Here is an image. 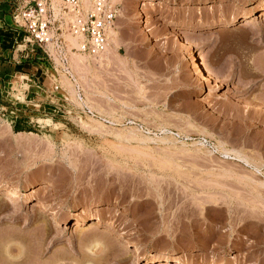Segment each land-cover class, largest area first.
<instances>
[{
    "label": "rangeland",
    "instance_id": "rangeland-1",
    "mask_svg": "<svg viewBox=\"0 0 264 264\" xmlns=\"http://www.w3.org/2000/svg\"><path fill=\"white\" fill-rule=\"evenodd\" d=\"M261 1L110 0L118 45L97 60L62 25L0 50V264H114L97 239L122 264H264Z\"/></svg>",
    "mask_w": 264,
    "mask_h": 264
},
{
    "label": "built area",
    "instance_id": "built-area-1",
    "mask_svg": "<svg viewBox=\"0 0 264 264\" xmlns=\"http://www.w3.org/2000/svg\"><path fill=\"white\" fill-rule=\"evenodd\" d=\"M72 13V19L56 17L52 0H6L8 14L17 28H10L13 43L20 35L30 44L31 52H36L55 39L62 25L69 32L81 38L79 51L98 59L109 46V32L116 19L115 6L110 0H89V8L84 11L80 0H61ZM57 42H60L57 40Z\"/></svg>",
    "mask_w": 264,
    "mask_h": 264
},
{
    "label": "bare ground",
    "instance_id": "bare-ground-1",
    "mask_svg": "<svg viewBox=\"0 0 264 264\" xmlns=\"http://www.w3.org/2000/svg\"><path fill=\"white\" fill-rule=\"evenodd\" d=\"M82 0H80V2H81ZM145 2H147V3H144L143 4V6H146V5H154L153 4V2L152 1H145ZM84 7L82 6V2H81V8L84 10V11H87V9L89 8V0H84ZM158 4H160V3H158ZM64 6V5H63ZM52 8H53V11H54V15L56 16V17H59V16H57L56 15V10H55V8H54V6H53V1H52ZM66 8H67V10L69 11V14H70V19H72V13H71V11L68 9V7L66 6ZM261 12L263 11L264 12V0H262L261 1V3L259 4V8H258ZM260 12V13H261ZM253 18V17H252ZM248 21H249V19L247 18V19H244L243 20V22L246 24H248ZM236 22V19L233 17V18H231L230 19V21H228V25H232V24H234ZM242 22V21H241ZM61 27V26H60ZM58 31H59V29H58ZM68 32H69V30H67ZM66 33L63 37H64V40H66V44H67V46H68V49L69 48H72V49H76V51L78 50L79 51V44H80V42H81V38L79 37V36H75V35H73L71 32H69V33ZM55 39H56V36H55ZM54 39V40H55ZM53 40V41H54ZM184 40V39H183ZM53 41H51V42H49L48 44H51ZM185 42H187V41H185ZM111 43H112V45H111ZM118 43V36H117V32L113 29V28H111L110 29V32H109V47L107 48V49H109V50H111L110 49V45L113 47V46H116V45H118L117 44ZM47 44V45H48ZM114 44V45H113ZM184 44V43H183ZM46 45V46H47ZM187 45H189V43H187ZM184 46V50H185V48H187L188 49V47L186 46V45H183ZM186 46V47H185ZM109 50H107V51H109ZM71 51V50H70ZM189 51V50H188ZM187 51V52H188ZM68 52H69V50H68ZM80 52V51H79ZM80 53H82V52H80ZM80 53H78V54H76V56L77 57H72L71 56V58H76L75 60L74 59H72V61L74 60V61H77V59H78V61H83V60H85L84 59V57H86V58H91V57H87V55L86 54H84V53H82L81 55H79ZM73 55V54H72ZM75 55V54H74ZM196 56V55H195ZM102 57V56H101ZM100 57V58H101ZM190 57H191V55H190ZM189 57V58H190ZM80 59V60H79ZM94 59V58H93ZM99 59V58H98ZM95 60H97V59H95ZM190 61V60H189ZM201 61V60H200ZM192 62V61H191ZM194 62V61H193ZM192 62V63H193ZM198 63H200V62H198ZM203 63V62H202ZM201 63V65H203ZM191 64V63H190ZM189 64V65H190ZM206 65H208V64H206ZM191 66H192V64H191ZM195 66V65H194ZM192 68H194L193 66H192ZM211 68V69H210ZM209 68V66L207 67V66H205L204 67V69H205V75H207L210 79H214V80H218L219 79V75L218 74H215L213 71H212V67H210ZM194 69H196V68H194ZM201 69V68H200ZM246 70V69H245ZM202 71H203V68H202ZM217 72V71H216ZM199 74V73H198ZM206 76V77H207ZM217 76H219V77H217ZM252 76V75H251ZM207 77V78H208ZM222 80V79H221ZM220 80V81H221ZM223 81V80H222ZM7 82L9 83V85L11 86V88L13 89V90H17L19 93H22V91L23 90H27V91H29V92H34V93H36V94H39L40 93V90H39V87L37 86V85H35V83H33V82H35V81H33L27 74H24V73H14V77L13 76H10V77H8V79H7ZM212 82V81H211ZM215 82V81H214ZM217 82V81H216ZM213 83V82H212ZM223 83V82H222ZM220 84V83H219ZM217 85V84H216ZM216 85H215V87H216ZM16 95V94H15ZM37 98H38V96H37ZM263 105H264V97H263ZM40 186V185H39ZM39 189H40V187H38ZM41 189H43L42 187H41ZM34 191V190H33ZM37 191V190H36ZM39 192V191H38ZM14 193H16L15 191H13V189L12 190H4L2 193H0V194H2V197H10V196H12V194H14ZM43 203V202H42ZM37 205H38V202H37ZM33 206V205H32ZM31 206V207H32ZM43 206H44V204H43ZM45 207V206H44ZM34 208H35V206H34ZM32 209V210H34L33 212L35 213V210L36 211H38L36 208L35 209ZM42 209V208H41ZM41 209H39V210H41ZM31 210V208H30V211H32ZM44 211V210H43ZM38 213H40V212H38ZM36 215H38V216H40L39 214H37V212L35 213ZM52 216V215H51ZM56 216V215H55ZM51 218V217H50ZM48 219L49 220V222H50V220H52V218L51 219ZM57 218V217H56ZM57 221H58V219H56ZM56 220H53V221H55L56 222ZM100 221H101V219H100ZM45 222L47 223V221L45 220ZM48 222V225L46 224V226H49V223ZM57 223V222H56ZM59 223V222H58ZM91 223H93V225L94 224H96V225H99L100 223H99V220L97 219V221H92ZM81 226H82V220H80V219H78V220H76L75 221V223H74V226H72V227H74V229H75V231H77V232H80L81 230H82V228H81ZM50 227V226H49ZM48 227V228H49ZM91 227H92V225H91ZM95 227H97V226H95ZM113 227V226H112ZM111 228V227H110ZM73 229V230H74ZM115 228H113V230H114ZM113 230H112V232H113ZM114 231H116V230H114ZM118 231H116V233H117ZM110 233H111V231H110ZM108 234V233H107ZM112 234V233H111ZM118 234V233H117ZM110 235V234H109ZM119 237H123L121 234H119L118 235ZM95 237V236H94ZM103 237V236H102ZM127 238V237H126ZM94 239V238H93ZM101 239V238H100ZM108 239V238H107ZM120 239V238H119ZM94 240H96V238L94 239ZM93 240V241H94ZM117 241H119V240H117ZM123 241V240H122ZM125 241V240H124ZM116 242V241H115ZM114 242V243H115ZM127 242H128V240H127ZM118 243V242H117ZM93 244V243H92ZM94 244H95V246H98L99 247V249H100V253H101V255H103L104 257H106L107 259H109L108 257H111L110 259H111V263H114V264H122L123 262H125V257L124 256H122V255H120V254H117V253H114V249H116L115 248V246H114V244L112 243V242H109V241H105V240H103V241H99V239H97L95 242H94ZM124 244V243H123ZM122 244V245H123ZM131 244H133L134 245V243H131ZM137 244V245H136ZM135 245H134V247H135V249L138 251V243H136ZM94 246V247H95ZM133 248V247H132ZM141 248V247H140ZM135 249H133V250H135ZM132 250V251H133ZM116 251V250H115ZM134 252V251H133ZM139 252V251H138ZM135 253V252H134ZM110 259H109V261H110ZM164 259L165 260H167V257H164ZM176 262H178L179 264H182L180 261H176ZM125 263H127V262H125ZM165 264H168L167 262H165Z\"/></svg>",
    "mask_w": 264,
    "mask_h": 264
},
{
    "label": "crops",
    "instance_id": "crops-1",
    "mask_svg": "<svg viewBox=\"0 0 264 264\" xmlns=\"http://www.w3.org/2000/svg\"><path fill=\"white\" fill-rule=\"evenodd\" d=\"M6 0H0V50L8 51V49L12 46L13 40L10 33V29L7 27H4L5 23V16L4 12L6 7ZM10 63V62H9Z\"/></svg>",
    "mask_w": 264,
    "mask_h": 264
}]
</instances>
